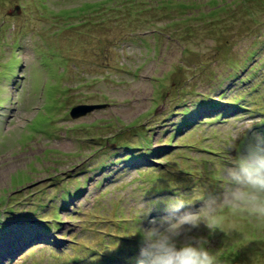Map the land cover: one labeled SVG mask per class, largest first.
I'll list each match as a JSON object with an SVG mask.
<instances>
[{"label": "rangeland", "instance_id": "obj_1", "mask_svg": "<svg viewBox=\"0 0 264 264\" xmlns=\"http://www.w3.org/2000/svg\"><path fill=\"white\" fill-rule=\"evenodd\" d=\"M208 1L0 0V264H134L141 201L199 208L236 129L264 135V0ZM233 227L192 235L264 264V229Z\"/></svg>", "mask_w": 264, "mask_h": 264}, {"label": "clouds", "instance_id": "obj_2", "mask_svg": "<svg viewBox=\"0 0 264 264\" xmlns=\"http://www.w3.org/2000/svg\"><path fill=\"white\" fill-rule=\"evenodd\" d=\"M15 13H20L19 6ZM241 136H247L246 145L222 163L220 189L207 194L199 208L188 206L179 196L168 197L163 207L140 202L144 222L134 264H223L219 253L205 247L203 237L192 235L195 229L204 225L211 231L230 232L241 216L248 217L257 230L264 229V135L253 131L251 122H243L233 141Z\"/></svg>", "mask_w": 264, "mask_h": 264}, {"label": "trees", "instance_id": "obj_3", "mask_svg": "<svg viewBox=\"0 0 264 264\" xmlns=\"http://www.w3.org/2000/svg\"><path fill=\"white\" fill-rule=\"evenodd\" d=\"M160 1H164V0H160ZM213 2H218V0H213L212 2H208L207 3V5H210L211 7H213V5H212V3ZM209 6V7H210ZM229 7V6H228ZM222 8V12H224V11H226V9H227V7L225 6V7H220V8H218V10H213V14H216L217 13V11L219 12V10ZM249 54H253V53H255V50H251V51H249L248 52ZM247 59L248 58H245V60H244V63L247 61ZM252 68H254V66L252 67ZM252 68H251V70H252ZM240 82H245V79L243 78ZM255 89V87L252 89V90H254ZM224 96H225V92H223L220 96H219V98H218V100H215V99H209V97H211V96H209V97H207V96H205L204 98H202L200 101H198V102H196V106L197 105H199V106H201V105H204V106H207L209 109H211V110H213V112L214 111H218L219 109H220V107L221 106H224V107H226V108H224V109H229V107L231 108V106H229V105H227L226 104V102H225V104L226 105H223V102L224 101H221V100H223L224 99ZM230 100H232L233 102H234V98H231ZM238 100H240V99H238ZM228 102H230V101H228ZM235 103H237L238 104V102H235ZM228 104H231V103H228ZM238 106H241L240 104H238ZM188 112V109H186V110H181V113H183V112ZM179 112V111H178ZM208 120H211V121H215V118L216 117H213V116H211V117H209V115H208ZM209 118H211V119H209ZM183 122L185 123V125H193V124H195L193 121H192V123L190 122V121H188V120H183ZM144 144H146V143H142L141 145H143V146H145ZM212 150H208V152H211ZM155 151L154 150H152V152L151 153H154ZM142 154L143 153H140V154H137V152H135V153H133L132 155H128L126 158L127 159H132V158H137L138 156H141L142 157ZM140 157V158H141ZM191 171V169H189V172ZM209 174H210V178L213 180V178H215V179H217V178H219V177H217L216 175H214V174H212V173H210L209 172ZM219 182H220V179H219ZM158 191V189L156 190V192ZM122 258H124L125 259V256L124 257H122Z\"/></svg>", "mask_w": 264, "mask_h": 264}, {"label": "water", "instance_id": "obj_4", "mask_svg": "<svg viewBox=\"0 0 264 264\" xmlns=\"http://www.w3.org/2000/svg\"><path fill=\"white\" fill-rule=\"evenodd\" d=\"M94 109H96V106L93 105H79L73 107L70 114L72 118L77 119L87 115L88 113L92 112Z\"/></svg>", "mask_w": 264, "mask_h": 264}]
</instances>
